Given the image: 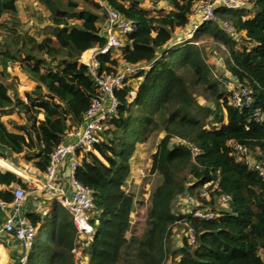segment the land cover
I'll use <instances>...</instances> for the list:
<instances>
[{
    "label": "trees",
    "instance_id": "1",
    "mask_svg": "<svg viewBox=\"0 0 264 264\" xmlns=\"http://www.w3.org/2000/svg\"><path fill=\"white\" fill-rule=\"evenodd\" d=\"M18 1L0 0V157L9 161L11 155H21L43 172L52 149L82 123L98 94L79 57L105 43L102 16L93 0H37L50 15V26L38 39L19 28ZM106 1L136 29L122 36L117 50L96 55L99 73H115L121 62L147 68L125 76L114 91L116 114L107 121L101 140L91 150L77 152L75 177L93 198L88 215L92 233L88 239L78 237L66 209L49 198L47 211L24 212L37 229L24 264H264V179L230 148L237 141L256 157L264 156V120L252 117L255 108L264 110V0H248L247 10L215 7L217 19L233 25L232 33L206 21L191 38L173 44L202 0H148L150 7L142 5L144 0ZM201 40L226 51L224 70L250 91L248 106L230 104V91L213 77ZM15 65L33 82L24 92L26 102L11 96L3 82L7 68ZM13 113L21 124L2 120ZM155 131L161 137L148 171L161 180L150 192L140 232L131 222L136 201L126 190L129 160L136 144ZM176 138L199 153L192 157L189 145L174 142ZM1 158L3 168L16 172ZM5 169H0V199L9 202L13 184L30 187ZM210 180L228 197L225 207L215 204L213 192L207 198L200 195ZM183 194L217 216L176 214L172 204ZM185 220L196 234L193 243L187 239ZM177 227L184 233L174 247Z\"/></svg>",
    "mask_w": 264,
    "mask_h": 264
},
{
    "label": "built area",
    "instance_id": "2",
    "mask_svg": "<svg viewBox=\"0 0 264 264\" xmlns=\"http://www.w3.org/2000/svg\"><path fill=\"white\" fill-rule=\"evenodd\" d=\"M93 1L97 4L103 19L102 35L105 37V43L101 47H92L88 58H81L79 61L87 65L89 73L97 86L98 94L91 98L82 123L68 132L64 139L52 149L45 170L43 172L38 171L41 175L40 185L35 184V187L33 186L29 190H25L20 185H12V200L6 202L0 199V212L5 216L0 225V232L9 234L19 242L21 246V264L25 263L37 231L36 226L24 215L23 205L27 196L36 191H42L66 209L78 237L79 235L87 236L92 233L88 215L93 208V198L90 189L75 177V171L80 161L77 152L91 150L93 144L101 140L107 121L116 114L117 101L114 97V91L121 86L125 76L147 68V64L144 63L136 66L121 62L115 73H99L96 55L117 50L122 45V36L135 30L136 24L119 14L108 5L106 0ZM216 6L232 10H247L250 7V2L248 0H202L197 2L193 7L191 21L185 31L186 38H190L199 24L206 21L218 22L219 28L225 33L233 32V25L229 21H219L217 19L214 11ZM17 77L19 86L23 89L21 98L26 102L24 92L31 89L27 87L31 81L25 76L18 75ZM232 79L234 78L231 77L230 80ZM230 84L231 86L225 85L227 90L230 91V104L237 108L248 106L252 102L250 91L237 84L235 80L230 81ZM130 95L132 97L134 93L131 92ZM252 117L254 120L263 121L264 110L260 107L255 108ZM174 142L188 144L192 157L199 153L196 146L184 140L176 138ZM230 148L231 154L236 159L243 161L249 169L256 171L264 179V156L261 158L256 157L255 153L250 152L246 145L237 141H232ZM1 168L3 167L0 165ZM138 171L142 172L141 169ZM22 178L30 184L38 182L35 178ZM212 192L214 193L215 204L225 206L228 197L220 193L216 180L205 182L200 189V195L205 198L209 197ZM185 201L187 202L186 211L192 217L212 219L217 216V212L207 207H198V202L188 194H185ZM184 222L188 226L187 239L190 243H193L196 234L189 226V221L185 220Z\"/></svg>",
    "mask_w": 264,
    "mask_h": 264
},
{
    "label": "rangeland",
    "instance_id": "3",
    "mask_svg": "<svg viewBox=\"0 0 264 264\" xmlns=\"http://www.w3.org/2000/svg\"><path fill=\"white\" fill-rule=\"evenodd\" d=\"M142 5L145 7L151 6L148 0H144ZM18 19H19V24H18L19 28L23 30H27L31 33L33 32L34 34L37 35L38 39H41L42 35H44V32L50 26L49 11L46 10L45 7L37 0L20 1ZM181 36H184V30L180 31L176 36H174L170 44L176 43L175 41L177 40V37H181ZM1 41H3V39L0 36V42ZM199 44L202 45L204 44L203 50L206 53V57H207L206 60L211 66L213 77L218 78L220 80L222 79L225 85L231 86L230 81H234L235 79L230 80L231 75H229L224 70V66L222 64L226 51L222 47L215 45V43L209 40H201L199 41ZM10 49L12 50L13 48ZM90 52L91 51H86L85 57H88ZM81 58H82V54L80 55L79 59ZM7 73L8 75L3 77V82L9 87L8 93L13 97L14 96L21 97L22 96L21 91H23V89L19 86V81L17 76L18 75L25 76V75L20 72L18 65L8 67ZM27 87L32 89L33 82L31 81L27 85ZM38 117L41 119L43 116L39 114ZM8 118L16 124L22 123V120L19 118V116L16 113L11 114L9 117L2 116V120L7 123H9ZM160 137H161V132L155 131L149 136L147 141L136 144L135 150L129 160L130 178L126 186V190L127 192L132 193L134 195V200L136 201L134 204V211L136 213L133 215L131 222H132V226H136V229L138 231L140 230V232H143L144 229L145 216L150 203V192L153 189V187L161 180V177L158 174L150 173L148 171V163L150 156L152 152L155 150ZM9 161L8 163L18 168L20 171L29 174V176L33 175L34 173L36 174L38 171L33 167L31 161L28 162L21 155H11ZM139 169H141L142 172H139L138 171ZM18 177L22 178L20 176ZM23 181L29 184L30 187V183L26 179H24ZM27 198H33V197L27 196ZM37 198L41 199L42 202H44L42 206L46 205L47 203L46 197L44 196L42 197V195H39ZM174 202L173 204H175V206H173L172 204V208H174V212L176 214L183 213L187 210V208L184 207L181 208V205L179 203H174ZM46 207H50V203L47 204ZM222 207L225 206L223 205ZM183 233L184 232L181 227L175 228V238H174L175 241H173L174 247L180 245ZM79 237H81L82 240L88 239V236L86 235H79ZM74 253L76 258L81 256L84 259V256L81 253L78 252H74ZM262 256L264 258V255ZM167 264H171V263L168 262Z\"/></svg>",
    "mask_w": 264,
    "mask_h": 264
},
{
    "label": "crops",
    "instance_id": "4",
    "mask_svg": "<svg viewBox=\"0 0 264 264\" xmlns=\"http://www.w3.org/2000/svg\"><path fill=\"white\" fill-rule=\"evenodd\" d=\"M20 1H22V0H19L18 4L20 3ZM18 7H19V5H18ZM100 24L103 27V19L100 20ZM186 29H184V36L177 37V40L175 42H178V40H180V39H185L186 38V36H185ZM89 51H91V50H89ZM82 58L83 59H87L88 58V57H85V52L82 54ZM14 168H15L16 172H14L13 170H10V169H5V168H1V169L12 171V172L18 174L19 176H23L24 178H35L38 182L34 183V184H30V188H32L35 184L40 185L39 183L41 182V175L38 173V171H37L36 174L34 173L33 175L29 176V174H26L25 172L20 171L18 168H16V167H14ZM21 179H23V178H21ZM13 185H18V184H13ZM39 195H42V197L43 196L46 197V200H48L50 198L49 196L44 194L42 191L41 192L36 191L35 193L30 195L33 198H26L25 199L24 205H23V212H26V211H39V210L47 211L49 209V207H46L48 203H46V205L42 206V204L44 202H42L41 199L37 198ZM174 203H179L181 205V208H183V207L187 208V202L185 201V194L180 195L175 200ZM173 206H175V204H173ZM173 210H174V208H173ZM135 213L136 212L134 211L133 214H132V218H133V215ZM4 217H5L4 214L0 212V225H1V222L3 221ZM174 238H173V241H175ZM19 260H21V246H20L19 242L16 241L9 234L0 232V264H16Z\"/></svg>",
    "mask_w": 264,
    "mask_h": 264
},
{
    "label": "water",
    "instance_id": "5",
    "mask_svg": "<svg viewBox=\"0 0 264 264\" xmlns=\"http://www.w3.org/2000/svg\"><path fill=\"white\" fill-rule=\"evenodd\" d=\"M16 264H21V260H19Z\"/></svg>",
    "mask_w": 264,
    "mask_h": 264
},
{
    "label": "clouds",
    "instance_id": "6",
    "mask_svg": "<svg viewBox=\"0 0 264 264\" xmlns=\"http://www.w3.org/2000/svg\"><path fill=\"white\" fill-rule=\"evenodd\" d=\"M191 37H192V36H191ZM191 37H190V38H191ZM196 43H197V42H196ZM13 173H14V172H13Z\"/></svg>",
    "mask_w": 264,
    "mask_h": 264
}]
</instances>
